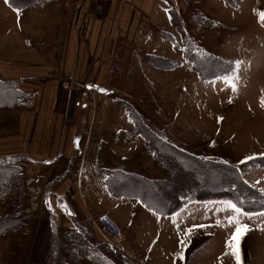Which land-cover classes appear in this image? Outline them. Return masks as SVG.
Instances as JSON below:
<instances>
[{"label":"rangeland","instance_id":"1","mask_svg":"<svg viewBox=\"0 0 264 264\" xmlns=\"http://www.w3.org/2000/svg\"><path fill=\"white\" fill-rule=\"evenodd\" d=\"M232 1L234 3L231 6L225 0H198L197 4L193 0H167V9L175 8L181 19L198 5L205 15L219 21V25L208 29L187 25L184 30L197 41L198 49L226 60L228 66L218 64V71H225L231 66V74L204 79L184 59L180 69H183V73L175 78L157 80L151 86L143 79L138 80L139 70L133 64L137 56L135 53L116 54V66L111 71L109 85L103 88L111 97L105 106L94 101L92 92L78 85L71 75L68 77L72 80V89L63 88L67 80L63 78L60 99L63 109H76L79 112L72 122H76L81 129L87 124V116L93 112L89 120L91 124V119L93 121L95 118V128L122 129V122H132L133 119L128 116V108L123 103L125 101L139 113L144 124L159 136L161 143L170 142L186 153L233 165L248 184L264 194V166L244 164L248 159L264 156V21L260 18L261 13H264V0ZM170 34L182 47L183 34L175 29ZM226 80L235 84V91ZM5 94L14 100L11 91ZM1 99L0 109H6V105L15 102L7 101V97L5 102ZM20 99V103H23V96ZM99 111L104 113L102 125L98 123L102 120ZM12 124L14 119L11 114L0 116V133L10 128L12 130ZM169 125L174 131V140L167 138L160 130H165L164 127ZM188 131L192 141L190 144L181 139L182 132ZM115 136L112 130L111 137ZM144 141L135 145L127 141V148L145 151ZM134 155L127 158L126 170L136 171L144 177L164 178L165 174L158 167L154 156L140 152L135 159ZM6 161L12 162V159H0V162ZM79 162L71 159L65 165L53 167L49 175L45 172L31 178L24 167L18 166L25 177L23 210L29 216L23 228L26 227L28 235L22 237L21 247L10 230L0 234V264H56L57 257L61 255L57 248L62 232L71 226L77 227L78 217L85 216L77 200L78 193L83 195L87 209L95 217L102 214L110 203L117 208L121 205H137L149 216L141 219L134 213V220L130 224L119 226L125 235L122 241L125 253L131 250L132 254L140 255V249H147L149 255L171 254L174 257L173 264H264V209L255 213L241 210V214H238L227 207L232 202L206 201L192 202L177 214L161 216L142 208L138 200L135 202L134 199L112 196L101 182L103 169L114 168L106 160L100 159L94 165H89L86 160L82 163V174L78 176ZM213 165V170L208 169L206 174L207 183L223 182L227 175L219 171L216 164ZM111 183L118 193L133 192L132 182L131 186L125 187L116 185L114 180ZM134 186L138 185L134 183ZM57 205L61 208H55ZM56 210L61 213H55ZM111 216L115 222L119 221L122 212L119 208L115 209ZM230 217L238 220L239 224L229 223ZM184 220L192 224L191 235H184ZM85 222L89 227L90 222L93 227V221L83 220L81 223ZM143 223L148 226L158 224V231L142 230ZM166 223H169V232L173 233V237H165L160 231L161 224ZM190 226L187 224L186 229ZM237 226L242 229V234L238 239H233ZM244 228L248 230L243 231ZM110 237L117 244L121 240ZM107 243L110 245V248L104 249L107 255L118 264H130L112 243ZM234 252L238 254L239 261Z\"/></svg>","mask_w":264,"mask_h":264},{"label":"crops","instance_id":"2","mask_svg":"<svg viewBox=\"0 0 264 264\" xmlns=\"http://www.w3.org/2000/svg\"><path fill=\"white\" fill-rule=\"evenodd\" d=\"M167 5V0H90L83 6L76 0H9L8 3L0 0V80L12 82L23 95V103L18 100L17 103L6 105V109H0L1 117L11 114L14 119L12 130L10 128L7 132L0 133V159H12V163L24 167L30 178L45 172L49 175L53 167L65 165L71 159L80 160L77 171L79 176L83 170L82 163L86 160L89 165L99 163L100 159L106 160L114 168L103 169L101 182L112 196L134 199L135 202L138 200L142 208L161 216L177 214L192 202H206L191 201L176 212L165 215L142 202L140 186L132 184L131 193L112 190L105 183L106 176L110 178L111 175L120 176L127 172L141 175L136 171L126 170L127 158L135 154L136 159V155L144 149L138 151L132 147L129 150L126 142L135 145L134 143L144 141L143 137L131 136L133 124L130 120L122 122V129L119 130L102 126L95 128V118L93 121L91 119V124L89 120L93 112L87 116V124L80 129L76 122H72L79 112L76 109H63L60 100L63 78L71 75L78 85L92 92L94 101L104 106L108 104L111 97L103 88L109 85L111 71L116 66V54L135 53L137 56L133 64L139 70L138 80L143 79L151 86L157 80L175 78L183 73V69H180L184 58L163 34L164 31H174ZM149 55L177 59L180 63L173 69H163L152 63ZM6 97L7 101L12 100L6 94L0 95L3 102ZM77 98L78 96L76 100ZM98 114L102 117L98 123L102 125L104 113L99 111ZM169 128L170 125L164 127L165 130H160L167 138L174 140V131ZM112 130L116 135L114 138L111 137ZM122 131L130 135L121 138ZM188 133L190 132H182L181 139L190 144L192 141ZM125 184L126 182L123 187L131 186L130 183ZM77 200L85 213V216L78 217L79 222L93 221L92 228L97 238L112 243L130 264L174 263L171 254L149 255L147 249H140V255L132 254L131 250L125 253L122 245L124 233L120 230L122 238L117 244L98 223V219L104 214L112 218L111 212L118 208L122 212L121 219L116 222L113 220L118 227L130 224L134 220V213L141 219L149 217L137 205H121L117 208L110 203L102 214L95 217L87 209L82 194H77ZM51 204L54 206L53 201ZM55 208L61 207L57 205ZM55 213L61 212L56 210ZM184 221V235H191L192 224L188 220ZM187 224L191 226L186 229ZM142 225V230L158 231V224ZM161 225L163 235L173 237V233L169 232V223Z\"/></svg>","mask_w":264,"mask_h":264},{"label":"trees","instance_id":"3","mask_svg":"<svg viewBox=\"0 0 264 264\" xmlns=\"http://www.w3.org/2000/svg\"><path fill=\"white\" fill-rule=\"evenodd\" d=\"M225 1L231 5L234 3L232 0ZM193 2L197 4L198 0H193ZM167 11L174 29L183 34V46H178L170 32L164 31L163 34L192 69L204 79L232 73L231 66L225 71H218L220 69L218 64L227 67V61L198 49L197 41H194L184 30V26L187 25L208 29L219 25V22L205 15L198 5L192 8L184 19H181L175 8H168ZM149 59L158 67L167 70L175 68L180 63L177 59L158 55H149ZM12 84L6 80H0V94L11 91L15 102L21 101L20 98L23 95ZM123 103L128 108V116L130 119L133 118L131 136L143 137L146 149L142 152L155 157L158 167L165 176L162 179H155L135 173H121L120 176L111 175L110 178L106 176L105 183L108 187L115 189L111 183L113 180L121 187L124 186V182L126 184L132 182L133 185L135 183L142 188L139 193L142 202L165 215L176 212L191 201H229L247 213H255L264 209V194L248 184L233 165L186 153L170 142L161 143L159 136L144 124L139 113L130 104L125 101ZM128 135L130 134L127 132L120 133L121 138ZM213 164H216L218 170L227 175L224 181L220 182L221 184L217 181L214 182L215 184L206 181L208 169L213 170L215 167ZM244 164L264 166V156L248 159ZM23 186L24 178L18 165L8 161L0 162V210L2 213L0 214V234L4 230H10L12 235L18 239L19 246L23 245L22 237L28 235L26 227L23 228L29 216V213H24L23 210L25 209ZM32 202L35 204V198ZM89 224L90 227L86 222H79L77 227L71 226L62 232L57 248L61 255L57 257L56 264H118L104 252V249L110 248L109 243L99 240L90 222Z\"/></svg>","mask_w":264,"mask_h":264},{"label":"built area","instance_id":"4","mask_svg":"<svg viewBox=\"0 0 264 264\" xmlns=\"http://www.w3.org/2000/svg\"><path fill=\"white\" fill-rule=\"evenodd\" d=\"M81 6L87 4L90 0H76ZM66 80V79H65ZM73 86L71 78H67L66 81L63 83V88L70 89ZM72 89V88H71ZM98 223L101 227L112 237L115 239L122 238L121 231L118 225L106 214L102 215L98 219Z\"/></svg>","mask_w":264,"mask_h":264},{"label":"snow or ice","instance_id":"5","mask_svg":"<svg viewBox=\"0 0 264 264\" xmlns=\"http://www.w3.org/2000/svg\"><path fill=\"white\" fill-rule=\"evenodd\" d=\"M9 0H6V3H8ZM261 20L264 21V13H261V16H260ZM238 66V65H237ZM227 83H230L232 88H233V91H235V84H232L231 83V80H226ZM227 207L234 210L236 213L238 214H241V209L239 207H237L236 205L234 204H231V203H228L227 204ZM229 223H236L237 225L239 224L238 220H235L234 218H229ZM248 229L247 228H244L243 231H247ZM242 234V229L237 226L236 228V233L234 234L233 236V239H238V237ZM230 246V245H229ZM234 255H237V261H239V256L236 252H234ZM182 258V256H181Z\"/></svg>","mask_w":264,"mask_h":264}]
</instances>
